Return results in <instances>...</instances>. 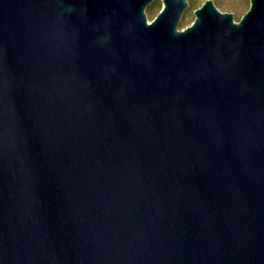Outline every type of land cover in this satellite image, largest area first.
<instances>
[{"label": "water", "instance_id": "obj_1", "mask_svg": "<svg viewBox=\"0 0 264 264\" xmlns=\"http://www.w3.org/2000/svg\"><path fill=\"white\" fill-rule=\"evenodd\" d=\"M0 0V264H264V0Z\"/></svg>", "mask_w": 264, "mask_h": 264}, {"label": "rangeland", "instance_id": "obj_2", "mask_svg": "<svg viewBox=\"0 0 264 264\" xmlns=\"http://www.w3.org/2000/svg\"><path fill=\"white\" fill-rule=\"evenodd\" d=\"M189 8L185 11L179 24V30L190 26L195 20V10L200 8L206 0H188ZM219 10L224 13L234 14L235 21L240 22L242 17L248 12L251 0H213ZM163 6V0H155L146 10L148 21L152 22L159 14Z\"/></svg>", "mask_w": 264, "mask_h": 264}]
</instances>
